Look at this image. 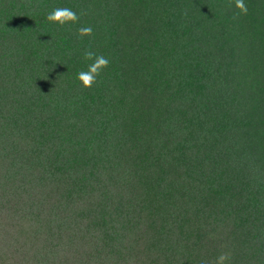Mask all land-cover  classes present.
<instances>
[{
	"label": "trees",
	"instance_id": "16d2710c",
	"mask_svg": "<svg viewBox=\"0 0 264 264\" xmlns=\"http://www.w3.org/2000/svg\"><path fill=\"white\" fill-rule=\"evenodd\" d=\"M244 2L0 0V264H264V0ZM86 51L110 63L82 90Z\"/></svg>",
	"mask_w": 264,
	"mask_h": 264
},
{
	"label": "clouds",
	"instance_id": "9594fccd",
	"mask_svg": "<svg viewBox=\"0 0 264 264\" xmlns=\"http://www.w3.org/2000/svg\"><path fill=\"white\" fill-rule=\"evenodd\" d=\"M235 8L240 15H246L248 13V7L244 0H235ZM47 21L52 24L63 26L69 23H76L80 17L70 8H55L51 11L47 17ZM93 29L91 26L81 27L77 30V34L80 37L92 35ZM86 60H91L92 63L88 65L87 70L80 71L77 74V80L81 85V89H89L96 83L97 76L101 71L108 67L110 61L103 55L97 56L92 51H86L84 53ZM231 260V254L228 252L221 253L214 261L213 264H228Z\"/></svg>",
	"mask_w": 264,
	"mask_h": 264
},
{
	"label": "rangeland",
	"instance_id": "374dc122",
	"mask_svg": "<svg viewBox=\"0 0 264 264\" xmlns=\"http://www.w3.org/2000/svg\"><path fill=\"white\" fill-rule=\"evenodd\" d=\"M3 223H4V222H3ZM2 226H3V225H2ZM2 226H1V227H2ZM1 231L3 232V230H2V229H1ZM13 260H14V259H13ZM11 262H12V260L10 261V263H11Z\"/></svg>",
	"mask_w": 264,
	"mask_h": 264
}]
</instances>
